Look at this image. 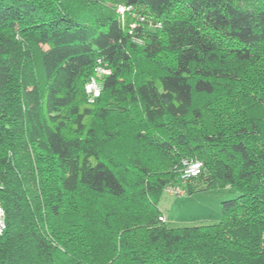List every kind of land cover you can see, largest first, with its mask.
Here are the masks:
<instances>
[{
  "label": "trees",
  "instance_id": "16d2710c",
  "mask_svg": "<svg viewBox=\"0 0 264 264\" xmlns=\"http://www.w3.org/2000/svg\"><path fill=\"white\" fill-rule=\"evenodd\" d=\"M0 181V264H264V0H0ZM169 185L235 197L171 227Z\"/></svg>",
  "mask_w": 264,
  "mask_h": 264
},
{
  "label": "rangeland",
  "instance_id": "374dc122",
  "mask_svg": "<svg viewBox=\"0 0 264 264\" xmlns=\"http://www.w3.org/2000/svg\"><path fill=\"white\" fill-rule=\"evenodd\" d=\"M260 65L258 62L247 63L243 72H256ZM231 90H234L235 93L230 92ZM238 90L240 89L233 84L221 83L220 87L211 97H199L200 107L209 110L211 118L221 112L224 115L228 114V112H232V114L239 113L241 115L243 112L244 117L248 119L250 117L248 115L250 109L244 102L242 104L241 97L236 96ZM240 94L242 96V93ZM122 136L118 141L120 146L129 148L128 146L132 143L130 135L124 131ZM142 153L149 156L148 152H146L148 154L143 151ZM156 161L163 165L159 159H156ZM233 197H235V194L228 188L209 189L193 195L183 194L180 196L171 195L165 189V193L158 205L164 212L161 218L171 227L204 226L218 223L221 219V203ZM90 219L93 227L89 224L91 226L89 228L94 229L97 226L93 218Z\"/></svg>",
  "mask_w": 264,
  "mask_h": 264
},
{
  "label": "built area",
  "instance_id": "2783aa9c",
  "mask_svg": "<svg viewBox=\"0 0 264 264\" xmlns=\"http://www.w3.org/2000/svg\"><path fill=\"white\" fill-rule=\"evenodd\" d=\"M129 9V8H128ZM120 13H124L126 9L124 7H120L118 10ZM110 70L106 66H99L97 68V75H109ZM86 93L89 96V101L92 103L101 93V84L97 77H93L86 85ZM201 170L200 162H191L184 161L183 162V171H182V180L186 181L192 177H195L199 174ZM2 188V183L0 181V189ZM166 191L174 196H180L185 194L184 189L181 186H173L169 185ZM163 220V219H162ZM164 221V220H163ZM8 228V224L6 221L5 210L0 202V236L3 235Z\"/></svg>",
  "mask_w": 264,
  "mask_h": 264
}]
</instances>
